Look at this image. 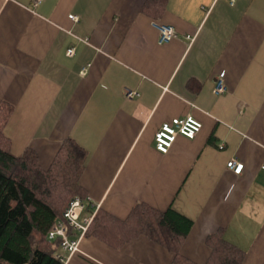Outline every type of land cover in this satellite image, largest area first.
I'll use <instances>...</instances> for the list:
<instances>
[{
    "label": "crops",
    "instance_id": "1",
    "mask_svg": "<svg viewBox=\"0 0 264 264\" xmlns=\"http://www.w3.org/2000/svg\"><path fill=\"white\" fill-rule=\"evenodd\" d=\"M145 2L0 0L11 153L31 148L47 169L73 138L88 152L80 183L93 208L120 220L138 203L173 208L194 222L180 249L190 262H208L218 233L243 252L241 264H264V0H165L159 17ZM155 22L177 37L160 44ZM187 115L201 132L159 152L156 131ZM233 158L240 174L227 166ZM66 264L178 263L141 234L120 247L86 235Z\"/></svg>",
    "mask_w": 264,
    "mask_h": 264
},
{
    "label": "trees",
    "instance_id": "2",
    "mask_svg": "<svg viewBox=\"0 0 264 264\" xmlns=\"http://www.w3.org/2000/svg\"><path fill=\"white\" fill-rule=\"evenodd\" d=\"M165 0H146L143 11L159 17ZM13 106H0V264H63L56 253L59 240L50 242L48 232L69 202L87 194L80 183L86 167L87 150L68 138L50 167L44 169L38 154L27 148L22 156L11 153V141L4 128ZM87 211L93 212L91 203ZM194 222L173 208L159 211L138 203L125 220L98 209L87 236H96L118 247L145 234L175 253L178 264H194L180 253ZM212 251L206 264H241L243 252L220 234L207 239Z\"/></svg>",
    "mask_w": 264,
    "mask_h": 264
},
{
    "label": "built area",
    "instance_id": "3",
    "mask_svg": "<svg viewBox=\"0 0 264 264\" xmlns=\"http://www.w3.org/2000/svg\"><path fill=\"white\" fill-rule=\"evenodd\" d=\"M43 0H34L33 5L37 6ZM232 3L234 0H231ZM70 18L74 22H78L80 17L71 14ZM158 29V42L160 44L168 43L177 37V30L173 25L155 22ZM188 39L192 40V35H187ZM75 54V47L68 49V55ZM87 68H84L82 74H85ZM226 86L222 78L218 79L215 87L217 94L224 93ZM140 93L136 90H127L126 98H136ZM203 123L192 115L185 117H175L170 121L164 122L156 131L154 143L156 149L161 153H168L174 145L178 136H184L189 139H194L202 130ZM224 143L219 145L220 149L224 148ZM228 168L236 174H240L244 168V163L233 158L228 161ZM91 202L88 197L83 199L80 196L73 198L61 217H57L48 232V239L52 243L59 240L60 250L56 253L63 264H66L71 256L80 250V243L87 235V232L94 220L98 207L93 209V212L87 211V203Z\"/></svg>",
    "mask_w": 264,
    "mask_h": 264
}]
</instances>
